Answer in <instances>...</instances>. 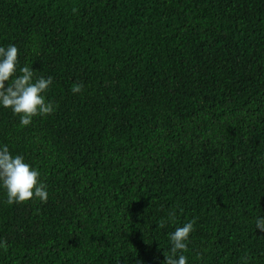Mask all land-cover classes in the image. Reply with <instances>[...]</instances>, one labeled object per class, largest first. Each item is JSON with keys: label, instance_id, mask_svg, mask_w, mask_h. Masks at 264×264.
I'll list each match as a JSON object with an SVG mask.
<instances>
[{"label": "trees", "instance_id": "trees-1", "mask_svg": "<svg viewBox=\"0 0 264 264\" xmlns=\"http://www.w3.org/2000/svg\"><path fill=\"white\" fill-rule=\"evenodd\" d=\"M9 44L56 108L0 109L49 194L0 189V264H165L190 220L188 264H264V0H0Z\"/></svg>", "mask_w": 264, "mask_h": 264}, {"label": "clouds", "instance_id": "clouds-1", "mask_svg": "<svg viewBox=\"0 0 264 264\" xmlns=\"http://www.w3.org/2000/svg\"><path fill=\"white\" fill-rule=\"evenodd\" d=\"M18 48L15 44L0 45V109H10L19 117L21 127L32 124L34 117L50 116L56 105L46 96L53 83L52 77L36 76L32 66H21L18 60ZM81 85L73 87L79 92ZM40 172L25 161L22 155H13L7 145L0 144V189L6 195L8 205L38 199L46 202L47 186L40 180ZM175 220V213H169L167 219L161 218L158 227ZM195 221L190 220L175 227L168 234L170 254L165 257V264H188V245L190 234L194 231ZM256 229L264 232V216L255 221ZM2 246V244H0Z\"/></svg>", "mask_w": 264, "mask_h": 264}]
</instances>
